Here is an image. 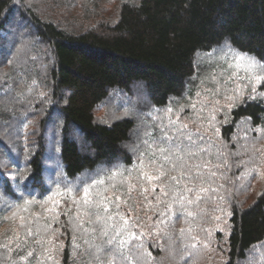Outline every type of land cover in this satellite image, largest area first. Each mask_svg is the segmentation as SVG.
Masks as SVG:
<instances>
[{"label":"trees","instance_id":"trees-1","mask_svg":"<svg viewBox=\"0 0 264 264\" xmlns=\"http://www.w3.org/2000/svg\"><path fill=\"white\" fill-rule=\"evenodd\" d=\"M104 1L116 5L111 21L89 24L83 17L68 23L52 17V7L68 4L72 7L66 11L75 14L87 2ZM226 40L264 62V0H0V245L11 249L0 247L4 251L0 264H179L182 256L180 264L191 260L192 249L186 250L193 245L191 238L199 235H192V224L182 225L170 252L165 232L176 231L172 224L177 226L179 213L168 221L171 228L161 229L159 187L149 193L151 203L146 206L139 187L135 198L127 184L118 193L122 200L128 197L119 211L130 221L122 233L123 255L105 250L103 242L110 236L101 235L103 225L85 222L76 227L77 206L71 198L62 201L58 218L56 213H44L40 203L30 206L40 214L30 224L34 233L39 228L38 236H27L20 225L13 232L16 209L6 205L33 198L43 201L57 182L71 186L81 181L82 188L96 178L85 176L102 168L109 173L117 165L132 168L138 163L133 149L145 139V132L159 137L164 130L159 110L179 103L194 88L201 73L198 56L218 59ZM140 86L148 102L135 107L144 121L137 128L131 102ZM250 97L230 108L217 139L196 127L181 130L191 132L193 144L167 128L173 136L168 146L179 145L181 155L185 148L196 153L188 161L195 167L191 183L195 189H207L195 199L199 205L194 203L195 220L201 222L196 223L197 231L216 222L214 209H224L223 264H245L252 250L264 243V185L246 200L249 185L244 178L250 159L246 143L241 144L245 138L238 136L241 122L264 125V99ZM177 191L181 196L183 191ZM81 194L77 191L74 197ZM161 202L163 209L172 200L168 196ZM146 212L149 222H138ZM48 224L51 229L45 230ZM141 225L146 228L137 227ZM85 228L95 232L85 233ZM109 232L115 235L112 229ZM74 237L80 245L75 251ZM21 242L23 247L18 246ZM96 246H101L99 253ZM48 254L53 260L46 259Z\"/></svg>","mask_w":264,"mask_h":264},{"label":"rangeland","instance_id":"rangeland-1","mask_svg":"<svg viewBox=\"0 0 264 264\" xmlns=\"http://www.w3.org/2000/svg\"><path fill=\"white\" fill-rule=\"evenodd\" d=\"M47 1V5H48ZM43 3H46L45 1ZM67 5L66 7H52L53 18L57 20H63L64 22L72 23L75 21L74 19L78 18L83 21V17H85V21L90 23H94L99 20L103 21H111L112 17L116 16V5L111 2H100L92 5L91 2H87L82 10H77L74 14L72 11H66L68 8L72 7L71 5ZM94 6L96 8L94 9ZM103 11V12H102ZM107 11V12H104ZM83 18V19H82ZM223 51L222 55L216 59L215 57H211L209 59H204L203 57L198 56L196 61L201 62L200 66V74H198L197 78H195V85L192 89L189 96L183 98L179 103L173 102L170 107L173 108V112L171 113V117L173 119H177V115L179 116V121L183 124H186L188 127H196L201 131L208 133L210 136L215 137L217 139L219 128L228 121V112L230 108L238 103L245 97H260L264 99V80L261 83L256 84L255 81L250 82L248 77L250 75L247 67L236 59L234 55H232L228 50L224 47H221ZM200 65V64H199ZM206 72L205 74H203ZM253 87H255V93L253 92ZM147 97L145 91H143L142 86L138 88L136 91V98L133 102H131V115L135 117L138 121L137 128L142 127L144 125V121L139 120V114L136 112L135 107L138 104L147 103ZM195 105V107H193ZM182 109V111H181ZM161 116L164 117L163 121H167L168 116L160 112V121ZM140 121V122H139ZM159 121V122H160ZM238 136L239 138H245L241 142L246 143L247 145V154L250 159V166L248 168V173L244 180L248 183L247 192L244 193L245 198L247 200V195L249 196L251 193L256 191L262 185H264V125L255 126L246 122V126L243 122H241ZM11 128V127H10ZM9 128V129H10ZM171 127H169L170 129ZM184 130V129H182ZM247 130V133H245ZM11 131V130H10ZM163 130H160V133ZM138 132V130H137ZM133 140H136V134L132 136ZM135 142V141H134ZM128 147V145H126ZM194 166V165H193ZM170 167V166H169ZM195 167H193V175H194ZM171 175H175V172H170ZM166 180L167 178H163ZM163 182V180L161 181ZM213 182V178L212 181ZM196 184H192L191 181L188 182V178L185 177L184 180L179 184L178 190L183 191L185 187L194 188ZM135 188L132 189L133 196L135 198ZM141 194V192H140ZM199 195L197 192H184L182 195L184 196L183 202H177L179 200L180 194L177 190H170L168 196L171 197L172 203L171 205H166L162 209V202L160 205V216H163L162 228L163 230L169 229L167 225L168 221L176 213H179L178 224L172 226L176 229V231L170 232L167 230L165 235L167 237L166 241L170 245V252L172 251L173 244L176 245L177 239L179 238L178 229L183 228L182 225L190 223L193 225L192 235H199L198 237L191 238L193 241V245H190L187 248V252L191 250L192 258L186 264H223V254L221 252L223 248V235L225 234L223 231L224 223H226V215L223 207H219L218 209H214L212 211V218L216 220L215 223H212L211 226L207 227V229H203L201 232L197 231V226L201 225V222L195 220L196 210L197 208L193 204H188V198L191 200L196 199V195ZM143 196H146L147 199H144V205H148L149 203V193H144ZM161 196V189H160ZM200 196V195H199ZM166 197L161 196V201L165 200ZM211 200L210 204H213L214 197L212 194L210 195ZM202 196H200V199ZM195 204L198 206L199 202ZM176 204V205H175ZM187 204V205H186ZM185 206V211L182 209V206ZM191 212L192 215L185 217V213ZM32 213H36L35 210H30L28 212H17L15 220L13 223H10L9 226H12L11 230L13 232L18 231V226L20 225L19 217L21 215L31 216ZM140 213V212H139ZM138 213V214H139ZM13 216V215H12ZM10 218V217H9ZM12 218V217H11ZM150 214L145 213L144 215L141 213L140 220L138 222H149ZM34 218H32L33 221ZM203 219L199 220L202 221ZM141 228H146L145 225L137 226ZM3 229H0V232ZM223 230V231H220ZM11 231V233H13ZM219 232V234H217ZM184 235H187L184 232ZM165 237V238H166ZM183 239V237H182ZM186 241V239H184ZM0 257L4 258V251L1 250ZM184 261V257L178 260L179 264ZM245 264H264V243L259 244L249 255V259Z\"/></svg>","mask_w":264,"mask_h":264},{"label":"snow or ice","instance_id":"snow-or-ice-1","mask_svg":"<svg viewBox=\"0 0 264 264\" xmlns=\"http://www.w3.org/2000/svg\"><path fill=\"white\" fill-rule=\"evenodd\" d=\"M224 48L228 50L236 59L247 67L250 75L248 77L249 81H255L256 84L261 83L264 80V62L259 61L255 56H251L248 53H241L234 49L226 40L224 42ZM253 92L255 93V87H253ZM264 95V94H260ZM255 99V96L250 97ZM234 106V105H233ZM195 107V105H193ZM168 116L167 124H163L164 117L161 116V126L163 131H161L159 137L152 136L151 133L145 132V139L141 141L140 144L136 146L133 151L137 154L136 158L138 163H136L132 168H126L124 165H117L110 171L106 168L100 169L96 173H88L85 176V180L91 179V183H85L81 188V181H77L71 186H67L62 182H57V186L53 189L50 194L45 197L43 201H38L35 198L31 200L24 199L22 201H15L6 205L8 209H16L13 212L12 219L16 218L17 212H28L30 206L40 203L41 208L44 213H56V218H58L59 213L57 209L61 205L62 201L71 198L72 203L77 206V212L73 219L77 221L76 227H80L83 223L88 224H99L103 225L101 228V235L103 237H109L103 242V246L106 251L111 252L113 255H123L125 250L126 241L122 238V233L128 231L129 219L122 216L120 213L121 203H127L128 197L125 196L122 200L121 195L118 193L123 189L124 185H129V191L132 188L139 187L141 195L144 193L155 192L156 188L161 189V196L166 197L169 190H178L179 184L184 180L185 177L188 178L190 182L193 176V165L188 163L196 153L190 148H185L182 150L183 154H178L181 149L179 145L168 146V144L173 140V136L167 131L168 127H171L172 132H180V135L184 136L185 139L192 141L191 132L181 131L182 129H187V125L179 121V116L177 119H171V113L173 112L172 107H167L166 109L159 110ZM182 111V109H181ZM194 144L195 142L192 141ZM143 146V151L140 150ZM170 165V167H166ZM170 172H175V175H169ZM215 175V173H211ZM167 177L166 180L163 178ZM119 178V179H117ZM201 183H203V179ZM163 180V182H161ZM207 189L199 187L198 189L185 187L184 192H205ZM80 191L82 194L79 198L74 197V193ZM161 196L156 197L157 204L161 203ZM145 199L147 197L145 196ZM184 196L181 195L177 202H183ZM196 199H200L197 194ZM151 203V202H149ZM188 204L195 203V200H187ZM115 204V210L110 212V207ZM45 205H50L45 207ZM65 215L68 213L65 212ZM39 213H32L31 216L21 215L19 217L20 227L25 230L27 236L39 235L40 231L37 228L36 232L30 227L32 223V218L39 216ZM188 216L192 213L188 212ZM85 218L87 220L85 221ZM94 218V219H93ZM122 221V223H119ZM164 221H158V225ZM51 229V224L46 225L45 230ZM109 229L115 231V235H110ZM85 233L95 229L85 228L83 229ZM151 234V233H149ZM18 235V234H17ZM143 235V234H141ZM129 236L139 239V237L134 232H129ZM73 248H79L80 245L75 242V237L73 238ZM43 240L38 241V244H43ZM87 243V241H86ZM19 247H23L24 244L21 242ZM195 245H193L194 247ZM0 247L7 248L9 251L11 249L7 245H0ZM137 247H142V243L137 245ZM101 246H96L97 253L100 252ZM47 252V249H45ZM29 256L32 254L29 253ZM23 259V257H21ZM46 259L53 260L52 255H46ZM15 264V262H13ZM31 264V262H29ZM58 264V262H56Z\"/></svg>","mask_w":264,"mask_h":264}]
</instances>
